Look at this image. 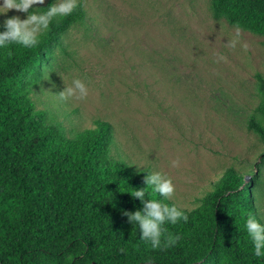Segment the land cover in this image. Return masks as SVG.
<instances>
[{"label": "trees", "instance_id": "1", "mask_svg": "<svg viewBox=\"0 0 264 264\" xmlns=\"http://www.w3.org/2000/svg\"><path fill=\"white\" fill-rule=\"evenodd\" d=\"M210 8L215 20L264 38V0H210ZM85 15L79 2L35 48L0 50V264H264L244 228L249 213L264 223L257 165L227 167L192 207L172 198L189 220L168 225L180 235L175 246L152 249L125 215L142 202L123 192L146 187L144 170L152 168L121 152L109 121L85 124L52 101L40 106L53 50L66 51L69 32ZM255 78L258 103L246 128L264 143V76Z\"/></svg>", "mask_w": 264, "mask_h": 264}, {"label": "rangeland", "instance_id": "2", "mask_svg": "<svg viewBox=\"0 0 264 264\" xmlns=\"http://www.w3.org/2000/svg\"><path fill=\"white\" fill-rule=\"evenodd\" d=\"M79 2L84 24L71 29L66 51L54 48L40 106L52 101L85 124L109 121L121 152L166 173L181 205L194 206L229 166L257 165L264 181V143L246 128L255 75L264 76L263 37L215 20L210 0ZM16 15L27 13L0 14ZM74 78L87 97L62 100Z\"/></svg>", "mask_w": 264, "mask_h": 264}, {"label": "clouds", "instance_id": "3", "mask_svg": "<svg viewBox=\"0 0 264 264\" xmlns=\"http://www.w3.org/2000/svg\"><path fill=\"white\" fill-rule=\"evenodd\" d=\"M44 3L45 0H0V14H6L12 9L27 13L24 19L16 15L4 20V30L0 31V50L12 44L26 49L35 48L54 21L71 15L79 7V0H53L47 8L34 7ZM58 95L62 100H83L88 95V87L84 80L74 78ZM178 163V160H173L170 166L176 167ZM144 171L147 173L144 177L146 187H132L130 191H123L130 193L133 198H139L143 208L125 212V215L133 227H138L140 239L152 249L173 247L180 240V235L171 232L168 225L186 223L189 216L183 208L169 202L175 193L172 179L160 170ZM149 189L150 199L146 198ZM153 194H158L159 198H151ZM244 228L251 242L253 255L264 258V223H261L256 215L249 213Z\"/></svg>", "mask_w": 264, "mask_h": 264}]
</instances>
